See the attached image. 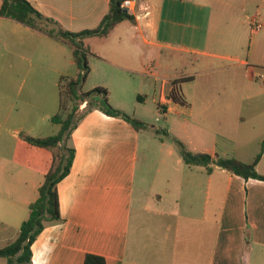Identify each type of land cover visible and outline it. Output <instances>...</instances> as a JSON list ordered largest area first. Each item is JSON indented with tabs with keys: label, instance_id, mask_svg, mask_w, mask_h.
I'll return each mask as SVG.
<instances>
[{
	"label": "crops",
	"instance_id": "obj_1",
	"mask_svg": "<svg viewBox=\"0 0 264 264\" xmlns=\"http://www.w3.org/2000/svg\"><path fill=\"white\" fill-rule=\"evenodd\" d=\"M27 1L72 33L96 29L110 11V0ZM128 13L134 22L83 40L90 52L83 92L104 88L114 108L147 123L137 117L138 99L147 102L142 93L154 92L155 101L165 82L172 88L175 80L192 78L181 85L184 94L183 85L195 76L170 71L187 70L202 58L211 73H226L221 79L227 83H237L243 74L253 91L258 78L264 87V0H135ZM255 19L258 32L251 27ZM182 38L179 51L188 56L175 53ZM0 43L11 45L17 71L30 76L24 99L16 104L18 138L58 134L60 126L51 120L59 112V81L80 73L72 46L5 17H0ZM229 46L242 52L218 50ZM208 90L198 101L186 99V106L170 100L169 90L158 109L178 120L192 153L252 163L264 145V91L235 100L211 99ZM80 113L69 142L73 166L58 184L62 221L37 237L32 264H84L88 254L106 264H264V182L215 165L210 173L205 166L185 164L176 145L180 138L168 130L155 147L159 161L150 164L154 145L149 140L143 145V132L157 129L147 123L149 129L138 132L87 103ZM33 148L44 160L16 163L23 179L16 192L0 198V247L17 239L52 164L50 151ZM256 171L264 175V152Z\"/></svg>",
	"mask_w": 264,
	"mask_h": 264
},
{
	"label": "trees",
	"instance_id": "obj_2",
	"mask_svg": "<svg viewBox=\"0 0 264 264\" xmlns=\"http://www.w3.org/2000/svg\"><path fill=\"white\" fill-rule=\"evenodd\" d=\"M0 1V17L10 18L71 45L73 58L80 70L76 78L64 76L59 81V112L51 120L53 124L60 126L59 133L46 138L21 136L29 145L50 151L53 159L44 183L39 189L37 200L29 206V216L21 225L17 239L4 247H0V259L5 260L6 264H32V245L37 237L47 226L62 221L58 184L69 175L75 159V149L69 145V142L80 119V116L76 119L79 103L81 105L87 103L89 109L98 108L107 116L121 118L130 123L138 132L149 129L147 123L114 108L109 102V93L106 89L100 87L88 92L82 91L90 73L88 62L90 52L84 47L83 40L88 37H105L118 24L124 21L134 22L135 18L123 8V3L135 0H110V11L100 25L96 29L79 33L62 29L56 21L44 17L27 0ZM192 80V78L175 80L169 92V99L178 105L186 106L187 100L181 85ZM71 103L77 105L70 111ZM156 131L159 133V130ZM177 144L180 147L182 159L187 165L205 166L210 173L213 171L212 166L215 165L245 180L255 179L264 182V175H260L256 171L264 152V145L252 163H244L235 158H218L215 160L209 154L192 153L181 142H177ZM84 264H106V260L101 256L88 254Z\"/></svg>",
	"mask_w": 264,
	"mask_h": 264
},
{
	"label": "rangeland",
	"instance_id": "obj_3",
	"mask_svg": "<svg viewBox=\"0 0 264 264\" xmlns=\"http://www.w3.org/2000/svg\"><path fill=\"white\" fill-rule=\"evenodd\" d=\"M200 2L206 3L207 0H199ZM251 27H253L251 25ZM250 25L246 26L244 30V35L247 38L250 36L251 32ZM256 31V30H254ZM259 31V30H258ZM256 31V32H258ZM179 43H176L177 46L175 53L179 55L188 56V54H183L180 52V48L183 46V38L180 39ZM196 46L200 47L202 50L205 49L204 43L196 44ZM248 47V46H247ZM246 47V48H247ZM16 50V47H15ZM220 52H228V53H241L242 50L237 49L236 47H223V49H218ZM248 49H245L247 52ZM168 54L167 51H165ZM193 59V57L191 58ZM205 60L202 58L201 61H197L196 65L187 67V70H182L178 67L176 69H172L174 74L178 73V76L181 77V74H190L192 73L195 76L194 82L187 83L183 85V90L185 97L188 101L195 102L200 99L201 93L205 87L208 86V97L211 99H235L242 100L248 99L255 95V93L264 91V87L261 86L262 80L260 78L257 79V83L255 85L256 91L252 90L249 82H247L243 74L240 76L239 81L237 83H227L223 81L222 77L225 74L220 73H211L210 68L205 67ZM18 63V62H17ZM16 53L15 55L12 52L11 45H6L4 43H0V182L2 183V188L0 190V198L2 196H7L6 194L16 192V183L23 179V173L16 166V163H34L39 165L40 160H44L43 157H37L33 154L34 148L23 142L18 138L16 132L18 128V124L16 121V104L24 99V94L28 90L30 85V76H27V73H20L16 68ZM233 64V63H227ZM28 63H23V70H28ZM217 81L216 83L209 82L211 79ZM222 78V79H221ZM163 87V94L160 95L158 91L156 92L155 101H154V92L142 93V98L145 99L146 104L144 105L140 99H138V113L137 117L146 121L150 126L159 130V133L151 134V132H143V145L148 143V140L151 141L152 146L150 148V164H155L159 161L160 153L156 148L160 147L159 144V136H163V132L168 130L172 131L173 134L177 133V139L179 142L186 145L187 141H185L184 135L180 133L179 127L177 126L178 120L171 114L165 116L163 112L158 109L157 103L165 102L164 94H167L169 90H171V85L169 82ZM160 85V83H157ZM19 92H23L21 97H19ZM146 95V96H145ZM94 104V102H92ZM77 105L75 103L70 104V111L72 108ZM80 105L78 106V111L76 112V119L82 115L80 113ZM11 116V120L6 123L4 122L5 117ZM2 124V127H1ZM162 130V131H161ZM151 131V130H149ZM158 135V136H157ZM172 135V134H171ZM152 137V138H151ZM161 137V136H160ZM186 142V143H185ZM177 147L180 149L178 144ZM188 147V146H187ZM11 186H15L11 188ZM8 190V191H7ZM16 196V194H15ZM1 212H4L2 209Z\"/></svg>",
	"mask_w": 264,
	"mask_h": 264
},
{
	"label": "built area",
	"instance_id": "obj_4",
	"mask_svg": "<svg viewBox=\"0 0 264 264\" xmlns=\"http://www.w3.org/2000/svg\"><path fill=\"white\" fill-rule=\"evenodd\" d=\"M131 3L132 1H125L123 3V8L128 12L129 11V8L131 6ZM252 28L256 31L260 30L261 29V24L255 19L253 22H252Z\"/></svg>",
	"mask_w": 264,
	"mask_h": 264
}]
</instances>
